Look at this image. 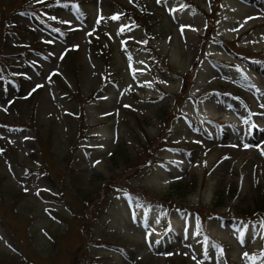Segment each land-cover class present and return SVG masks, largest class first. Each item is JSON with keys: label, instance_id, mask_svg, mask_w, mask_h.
<instances>
[{"label": "rangeland", "instance_id": "1", "mask_svg": "<svg viewBox=\"0 0 264 264\" xmlns=\"http://www.w3.org/2000/svg\"><path fill=\"white\" fill-rule=\"evenodd\" d=\"M261 105L264 0H0V264H264Z\"/></svg>", "mask_w": 264, "mask_h": 264}, {"label": "trees", "instance_id": "2", "mask_svg": "<svg viewBox=\"0 0 264 264\" xmlns=\"http://www.w3.org/2000/svg\"><path fill=\"white\" fill-rule=\"evenodd\" d=\"M176 101H177V99H176ZM177 116V114L174 116V117H176ZM182 183L180 182V181H176V182H174V183H172L171 185H170V189H169V191L167 192V194H166V197H167V201H165V202H167V204H169L168 202H170V203H177L176 201H177V198H181V197H184V195H186V192L188 191V190H183V188H182ZM222 197H223V194L222 193H219V194H216V197H215V205L216 206H223V200H222ZM175 205H177V204H175ZM180 207H183V206H180ZM188 208H185V210H187ZM246 214V215H250V214H255V215H260V216H264V201L261 199L260 200V204L254 209V210H251V209H244V210H238L237 211V213L236 214Z\"/></svg>", "mask_w": 264, "mask_h": 264}, {"label": "snow or ice", "instance_id": "3", "mask_svg": "<svg viewBox=\"0 0 264 264\" xmlns=\"http://www.w3.org/2000/svg\"><path fill=\"white\" fill-rule=\"evenodd\" d=\"M114 18H118V17H114ZM65 23H68V22H65ZM37 87H42V85H38ZM261 106L264 107V105H261ZM244 147L247 148L249 146L248 145H244ZM96 163H100V161H97ZM245 255L247 256V253H245Z\"/></svg>", "mask_w": 264, "mask_h": 264}]
</instances>
